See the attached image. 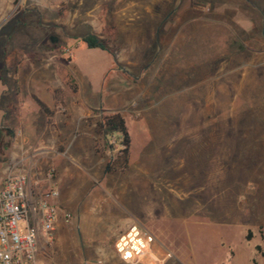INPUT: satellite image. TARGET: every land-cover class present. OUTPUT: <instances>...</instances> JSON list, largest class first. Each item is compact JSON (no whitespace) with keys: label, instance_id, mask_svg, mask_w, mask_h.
I'll list each match as a JSON object with an SVG mask.
<instances>
[{"label":"rangeland","instance_id":"rangeland-1","mask_svg":"<svg viewBox=\"0 0 264 264\" xmlns=\"http://www.w3.org/2000/svg\"><path fill=\"white\" fill-rule=\"evenodd\" d=\"M110 26L113 56L79 40ZM37 90L71 121L38 159L70 216L43 262L124 264L112 243L138 222L163 264H264V0H0V168L20 136L47 133ZM113 112L124 169L107 168L115 135L83 134Z\"/></svg>","mask_w":264,"mask_h":264},{"label":"built area","instance_id":"built-area-1","mask_svg":"<svg viewBox=\"0 0 264 264\" xmlns=\"http://www.w3.org/2000/svg\"><path fill=\"white\" fill-rule=\"evenodd\" d=\"M50 170L44 173L45 188L28 171L12 167L0 172V264H46L39 258L42 246L49 244L59 219L57 189ZM117 259L124 264L152 262L163 264L172 256L156 236L137 222L119 231L112 243Z\"/></svg>","mask_w":264,"mask_h":264},{"label":"crops","instance_id":"crops-1","mask_svg":"<svg viewBox=\"0 0 264 264\" xmlns=\"http://www.w3.org/2000/svg\"><path fill=\"white\" fill-rule=\"evenodd\" d=\"M44 92V91H43ZM39 92L37 90V93H32L30 96V104L31 108L36 109L38 112H40L44 118L45 123L47 124L46 127H48L47 133L45 132V129L42 128L39 131H33V136L31 137L32 140H30L27 137L20 136L18 139H16L11 149L8 153L7 159L4 163H2L0 172L4 170L5 168H14L17 170H25L30 173L31 176L38 179V187L39 188H45L47 185V182L43 180L44 177V171H41V164L38 162V159L42 157L45 152V144L53 145V144H63L66 143V141L70 137V124L71 121H66V116L59 115L58 113V106L57 104L46 103L44 100H42V95L45 94V92ZM46 96V94L44 95ZM114 113V112H113ZM110 114V113H109ZM57 115V116H56ZM55 118V119H54ZM92 132L90 134V131L83 132V134L86 136H93V132L100 136L101 138H104V136L98 131L97 129V122L95 124L91 125ZM26 143H32L34 146L33 153H29L27 148H24V144ZM64 152V151H63ZM55 156V155H54ZM52 165L58 166L57 157L50 158L49 161ZM61 169V166H59ZM52 182L55 184L56 187L59 186V178L56 180L54 179V174L51 176ZM58 207V213L59 217L61 210H64L65 208H62L58 202L56 203ZM138 223V222H137ZM139 224V223H138Z\"/></svg>","mask_w":264,"mask_h":264},{"label":"trees","instance_id":"trees-1","mask_svg":"<svg viewBox=\"0 0 264 264\" xmlns=\"http://www.w3.org/2000/svg\"><path fill=\"white\" fill-rule=\"evenodd\" d=\"M104 32V37H99L92 33H86L81 35L79 40L87 48H96L113 56L114 50L112 46V36L114 34V30L110 26L107 27ZM97 129L104 136V138L115 135L119 144L118 157L117 159L115 158L110 161L107 168L112 170L126 168L129 135L126 130L123 118L117 112L104 114L97 121ZM255 248L258 249L259 246H255Z\"/></svg>","mask_w":264,"mask_h":264},{"label":"water","instance_id":"water-1","mask_svg":"<svg viewBox=\"0 0 264 264\" xmlns=\"http://www.w3.org/2000/svg\"><path fill=\"white\" fill-rule=\"evenodd\" d=\"M53 40H54L53 37H49V38H48V42H51V41H53Z\"/></svg>","mask_w":264,"mask_h":264}]
</instances>
